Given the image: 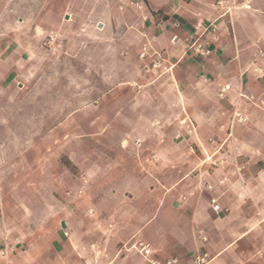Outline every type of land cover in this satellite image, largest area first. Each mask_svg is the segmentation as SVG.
Instances as JSON below:
<instances>
[{
  "label": "crops",
  "instance_id": "obj_1",
  "mask_svg": "<svg viewBox=\"0 0 264 264\" xmlns=\"http://www.w3.org/2000/svg\"><path fill=\"white\" fill-rule=\"evenodd\" d=\"M119 1L132 5L142 47L149 44L173 68L166 82L133 83L130 113L122 111V87L114 88L89 120L97 129L66 131L70 140L61 148L13 166L2 156L7 139L19 135L3 113L14 100L0 97V208L12 211L20 225L0 226L2 264H151L134 250L120 251L136 241L149 244L151 258L160 262L264 264V0H143L141 7ZM1 8L8 30L0 36V93H7L25 88L13 77L33 54L31 40L41 49L45 36L70 39L74 27L96 34V27L106 28L108 4L3 0ZM31 9L37 11L33 19ZM198 23L214 25L203 37L212 50L207 58L188 49ZM160 90L168 100L162 110L152 109L156 118L136 112L145 105L144 91ZM143 120V134L113 136V146L104 144L112 123ZM54 134L56 127L45 137ZM75 138L88 150L85 161L70 153ZM40 142L19 157L40 154ZM9 171L16 177H7Z\"/></svg>",
  "mask_w": 264,
  "mask_h": 264
},
{
  "label": "rangeland",
  "instance_id": "obj_2",
  "mask_svg": "<svg viewBox=\"0 0 264 264\" xmlns=\"http://www.w3.org/2000/svg\"><path fill=\"white\" fill-rule=\"evenodd\" d=\"M2 1L0 0V36L8 30L7 21L4 20L7 15L1 8ZM107 4L108 9L103 11L106 28L99 30L96 27V34L90 32L87 36L74 27L70 39L47 35L41 43V49L33 40L27 44L33 54L26 57L20 72L13 77L15 84L19 82L25 85L24 90L18 91L13 86L7 93H0V97L14 100V103L4 107L3 113L4 119L9 120L13 133L19 134L7 139L10 144L7 153L2 156L5 164L13 166L22 160L33 162L39 155L45 158L53 146L61 148L70 140L63 136L66 131L74 130L75 134L80 135L97 129L92 127L89 120L97 116L98 106L104 104V98L112 89L122 87L123 90L119 92L123 103L122 111L130 113V101L135 99L133 90H130L135 87L133 83L146 84L156 79L155 84L166 82L168 75L163 69L147 73L143 68L139 57L142 43L132 28L137 21L132 5L122 4L119 0H107ZM36 12L31 9L27 11V15L33 19L37 16ZM141 98L145 105H139L136 112L149 119L157 117L152 109L162 110L168 100L164 90L144 91ZM18 99H26L28 102L16 104ZM105 112L112 113L113 110ZM66 118L68 122H62ZM147 125L146 120L112 123L109 129L113 134L104 140V144L113 146V136L131 132L143 134ZM55 127L57 134L45 137ZM39 133L43 135L42 139L34 136ZM216 139L221 142V139ZM39 140L40 154L32 152L25 158L19 157L20 153ZM82 140L75 138L70 149V153L79 162L85 161L89 155L86 148L76 143ZM13 173L9 171L6 176L16 177ZM9 204L7 202L6 206ZM11 212L8 208L6 211L0 208V226H20L19 219ZM54 222L53 219H48L46 224L51 227ZM6 242L10 246L17 242V237L6 239ZM1 255L5 259L6 250L1 251ZM3 259L0 258V264L5 262Z\"/></svg>",
  "mask_w": 264,
  "mask_h": 264
},
{
  "label": "built area",
  "instance_id": "obj_3",
  "mask_svg": "<svg viewBox=\"0 0 264 264\" xmlns=\"http://www.w3.org/2000/svg\"><path fill=\"white\" fill-rule=\"evenodd\" d=\"M134 4L137 7H141L143 5V0H136ZM219 4H222V1H220ZM212 29H214L213 24L209 26H205L203 23H198L196 25L195 34L193 38L190 40L189 45H188V49L189 51H191L193 55L200 57V58H207L212 54V50L207 47V45L205 44V41L203 40L205 33L211 31ZM176 40H177V37H174L172 39V42H175ZM139 57L142 61L147 62L143 67L147 73H151L159 69H163L165 73H168L173 68L172 65L167 66V64H165L166 60L164 59V57L160 53L153 50L149 44H145L142 47L139 53ZM228 89H229V86H225L221 90V94H224L226 90ZM137 143L140 144V141H137ZM211 205L215 212H220L221 208L215 198L211 199ZM6 247H8V244L6 245ZM131 250H134L138 252L140 255L147 258L151 264H177L178 263V260L175 258L169 259L164 262L154 260L153 258H151L153 254L151 246L142 241H136L134 243L124 244L122 245L120 249V251H125V252L131 251ZM199 263L202 264L203 259L200 260Z\"/></svg>",
  "mask_w": 264,
  "mask_h": 264
}]
</instances>
